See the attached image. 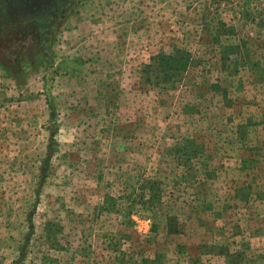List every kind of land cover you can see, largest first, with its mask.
I'll use <instances>...</instances> for the list:
<instances>
[{"label": "rangeland", "instance_id": "rangeland-1", "mask_svg": "<svg viewBox=\"0 0 264 264\" xmlns=\"http://www.w3.org/2000/svg\"><path fill=\"white\" fill-rule=\"evenodd\" d=\"M66 5L0 39V264H264V0Z\"/></svg>", "mask_w": 264, "mask_h": 264}, {"label": "trees", "instance_id": "trees-1", "mask_svg": "<svg viewBox=\"0 0 264 264\" xmlns=\"http://www.w3.org/2000/svg\"><path fill=\"white\" fill-rule=\"evenodd\" d=\"M37 1L33 0H0V39L1 36L4 35L8 29L17 30L21 29L24 26V23L27 20H31L34 16L31 14V6ZM37 9L34 5L33 10ZM43 19L38 16L36 18V22L33 23L40 24L38 26V33H43L42 30L44 28ZM153 62H158V67H168L169 71H173L175 69L181 68V65L185 64L183 62V57H175L170 56L167 58V63L164 64L159 57L152 59ZM149 71L152 70L151 66H148Z\"/></svg>", "mask_w": 264, "mask_h": 264}, {"label": "flooded vegetation", "instance_id": "flooded-vegetation-1", "mask_svg": "<svg viewBox=\"0 0 264 264\" xmlns=\"http://www.w3.org/2000/svg\"><path fill=\"white\" fill-rule=\"evenodd\" d=\"M34 2L37 1V4H34L37 9L33 10L34 5H32L31 8V14L34 16L33 19L27 20V22L24 23V26L21 28L23 31L29 30L30 28H36L38 29V26L40 24L33 23L36 22V18L40 16L43 19V25L44 28L42 29L44 32L39 33V40H43V36L45 35V29L47 26L48 21L50 20V17L52 19H60V15L62 14V11L67 8L65 5L68 3V0H33ZM67 6V5H66ZM22 33V32H21Z\"/></svg>", "mask_w": 264, "mask_h": 264}, {"label": "crops", "instance_id": "crops-1", "mask_svg": "<svg viewBox=\"0 0 264 264\" xmlns=\"http://www.w3.org/2000/svg\"><path fill=\"white\" fill-rule=\"evenodd\" d=\"M68 61H69V59H68Z\"/></svg>", "mask_w": 264, "mask_h": 264}]
</instances>
